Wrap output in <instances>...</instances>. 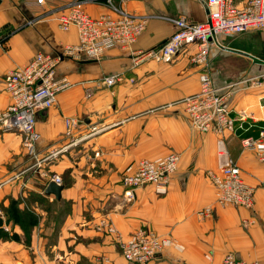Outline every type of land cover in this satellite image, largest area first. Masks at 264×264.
Wrapping results in <instances>:
<instances>
[{"label": "crops", "instance_id": "0c3cea01", "mask_svg": "<svg viewBox=\"0 0 264 264\" xmlns=\"http://www.w3.org/2000/svg\"><path fill=\"white\" fill-rule=\"evenodd\" d=\"M116 1L149 16L136 49L165 41L181 15L199 22L208 16L204 0ZM70 2L94 16L110 12L105 0H0V108L11 102L6 72L36 52L56 54L77 43L76 29L64 31L56 19ZM218 38L226 47H211L207 69L216 86L232 87L227 106L235 130L225 142L255 187L253 207L216 202L210 172L218 171V135L193 128L182 101L200 89L202 67L191 60L196 46L171 62L134 65L119 47L99 59L65 58L57 76L71 85L37 113L35 153L25 149L22 133L0 134V264H127L108 225L122 238L149 226L182 246L168 247L148 264H222L231 252L241 264H264V163L241 144L264 127V61L253 57L264 55V29ZM116 73L123 80L115 86H96L98 78ZM86 86L93 87L91 97ZM70 117L80 120L72 137L65 134ZM171 151L181 160L167 193L147 185L127 199L124 168ZM54 173L63 178L60 198L45 191ZM208 206L211 214H201Z\"/></svg>", "mask_w": 264, "mask_h": 264}, {"label": "built area", "instance_id": "2783aa9c", "mask_svg": "<svg viewBox=\"0 0 264 264\" xmlns=\"http://www.w3.org/2000/svg\"><path fill=\"white\" fill-rule=\"evenodd\" d=\"M204 1L208 11L206 20L199 22L181 15L173 20L177 28L165 41L146 49H136L134 44L147 28L148 15L128 11L116 0H105L110 12L94 16L78 2H70L65 10L57 13L56 19L62 30L76 29L77 43L65 46L56 54L36 52L29 62L5 73V90L11 102L0 108V134L22 133L25 149L32 155L35 153L39 138L37 113L52 107L59 92L71 85L68 78L57 76V66L65 58L76 61L99 59L107 50L119 47L130 52L134 65L149 60L171 62L178 52L194 45L196 51L191 60L202 67L200 89L182 101L193 128L218 135V171L210 172L216 188V202L253 207L255 187L243 178L241 168L230 156L225 142L227 135L235 130V119L227 106L233 84L228 86L231 89L226 90L216 86L206 66L213 45L226 47L219 41V34L264 29V0H245L241 5L236 4L235 0ZM38 2L42 4L44 0ZM122 80L121 74H109L98 78L96 86L113 87ZM92 88L85 87L86 97L93 95ZM79 124L78 118H66L65 134L72 137L73 130ZM241 144L243 149L253 151L259 161L264 163V127L258 136L244 137ZM180 160L181 155L171 151L156 157H142L128 164L122 172L126 198L132 199L136 189L147 185H152L158 194L167 193ZM50 180L63 183L62 176L56 173L50 176ZM212 210L213 207L208 206L200 213L209 215ZM108 231L114 232L120 241L127 264H148L171 246L182 249L173 237L160 234L149 226L139 227L126 238H122L112 225H108ZM222 264L241 262L231 252L225 256Z\"/></svg>", "mask_w": 264, "mask_h": 264}, {"label": "water", "instance_id": "95a60500", "mask_svg": "<svg viewBox=\"0 0 264 264\" xmlns=\"http://www.w3.org/2000/svg\"><path fill=\"white\" fill-rule=\"evenodd\" d=\"M256 60L264 61V55L253 56ZM64 188L63 184H58L55 181H51L48 183L45 191L47 194H54L57 198L61 197V191Z\"/></svg>", "mask_w": 264, "mask_h": 264}, {"label": "trees", "instance_id": "16d2710c", "mask_svg": "<svg viewBox=\"0 0 264 264\" xmlns=\"http://www.w3.org/2000/svg\"><path fill=\"white\" fill-rule=\"evenodd\" d=\"M16 211H18V209H16ZM21 219H23V217H22V213H21V216H20V218H19V221H20V222H21ZM23 220H24V219H23ZM23 224H24V225H27V222L24 220V221H23Z\"/></svg>", "mask_w": 264, "mask_h": 264}, {"label": "rangeland", "instance_id": "374dc122", "mask_svg": "<svg viewBox=\"0 0 264 264\" xmlns=\"http://www.w3.org/2000/svg\"><path fill=\"white\" fill-rule=\"evenodd\" d=\"M8 29H9V28H8ZM8 29H3L2 33L5 34V32L9 31ZM1 37H2V36H1ZM1 37H0V38H1ZM208 63H209V61H208ZM207 66H208V64H207ZM207 66H206V68H207Z\"/></svg>", "mask_w": 264, "mask_h": 264}]
</instances>
